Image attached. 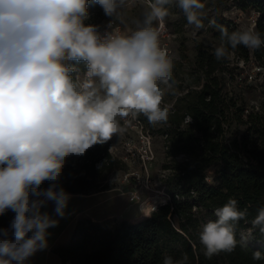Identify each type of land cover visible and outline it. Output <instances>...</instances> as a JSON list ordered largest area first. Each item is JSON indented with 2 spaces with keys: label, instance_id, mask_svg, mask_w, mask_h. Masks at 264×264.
I'll use <instances>...</instances> for the list:
<instances>
[{
  "label": "clouds",
  "instance_id": "1",
  "mask_svg": "<svg viewBox=\"0 0 264 264\" xmlns=\"http://www.w3.org/2000/svg\"><path fill=\"white\" fill-rule=\"evenodd\" d=\"M122 2L93 0L110 18L120 17ZM168 3L148 0L135 31L101 36L97 25L85 22L89 0H0V215L14 213L0 228V264H28L48 248L49 229L65 218L72 198L60 183L69 157H82L122 133L118 117L167 120L161 104L174 83L173 61L152 25L168 15ZM176 4L189 25L203 27L201 0ZM220 33L217 60L240 45L264 46V37L251 28L228 32L221 26ZM80 63L86 66L82 80L73 76ZM49 203L54 215L43 210ZM214 214L217 219L199 232L207 258L234 251L235 226L246 211L229 198ZM251 223L264 234V207ZM239 243L246 247L247 239ZM252 258L262 260L264 253L254 251ZM186 262V255H165L162 264Z\"/></svg>",
  "mask_w": 264,
  "mask_h": 264
},
{
  "label": "trees",
  "instance_id": "2",
  "mask_svg": "<svg viewBox=\"0 0 264 264\" xmlns=\"http://www.w3.org/2000/svg\"><path fill=\"white\" fill-rule=\"evenodd\" d=\"M237 5L255 11V31L264 37V0H237ZM88 13L86 23L109 18L93 0ZM207 21L216 43H197L193 67L180 85L183 91L166 106L168 118L158 128L170 157L163 164L170 169L163 180L167 199L131 221L78 218L68 240L52 248L62 264H162L165 255L175 259L186 255V264H264V259L252 258L254 251L264 253V234L251 223L264 207V100L256 108L248 107L235 92L232 79L238 65L230 58L233 52L244 63L252 60L264 66V46L240 45L217 60L213 53L221 42L220 27L228 32L243 29L221 14ZM242 87L247 92L254 88L252 84ZM138 117L143 129L152 133L154 124ZM109 145L107 141L82 157L67 159L60 181L67 192L88 194L113 187L103 181L125 164L111 154ZM229 198L246 211L235 226L237 246L231 253L207 258L199 232L209 220L217 219L215 209ZM13 216L11 211L0 215V228L8 227ZM241 237L247 239L246 247L239 243Z\"/></svg>",
  "mask_w": 264,
  "mask_h": 264
},
{
  "label": "rangeland",
  "instance_id": "3",
  "mask_svg": "<svg viewBox=\"0 0 264 264\" xmlns=\"http://www.w3.org/2000/svg\"><path fill=\"white\" fill-rule=\"evenodd\" d=\"M148 0H123L120 8L121 15L114 20L120 25L121 34H131L143 20V13L147 8ZM204 8L201 11L203 27L195 29L189 25L183 12L177 7L176 0H169L165 5L168 15L162 21H154L153 27L157 28L160 36V45L167 50L168 56L173 61V81L172 87L165 90L162 104L169 106L175 97L182 93L180 89L182 80L190 73L193 67L196 45L198 42L214 45L213 33L207 21L214 15H223L232 19L240 28L255 30L254 19L256 13L253 9H241L237 5V0H201ZM108 18L93 23L98 28L106 22ZM92 24V23H91ZM232 63L238 65L235 69L237 75L232 79L235 92H239L245 99L248 107L256 108L264 100V66L252 62L244 63L237 59L233 52H230ZM77 72L73 73L75 79L82 80L86 72L84 63L76 65ZM241 69V70H240ZM239 71V73H238ZM252 75V78L245 76ZM243 84H252L254 88L247 92L243 89ZM144 118L145 116L138 115ZM138 116H128L119 118L120 126L124 129L112 137L109 151L120 161L124 162L125 167L115 169L110 172L103 181L113 186V193L117 199L116 208L122 211L115 216L109 217L110 220H135L150 213L152 206L167 199V187L163 181L169 170L163 164L169 160L166 156L167 149L164 146V137L159 131L162 123L154 124L150 142H148L141 132ZM111 149V150H110ZM183 156L180 154L177 159ZM100 163H96V167ZM108 190V189H107ZM140 192L139 200H131L129 191Z\"/></svg>",
  "mask_w": 264,
  "mask_h": 264
},
{
  "label": "crops",
  "instance_id": "4",
  "mask_svg": "<svg viewBox=\"0 0 264 264\" xmlns=\"http://www.w3.org/2000/svg\"><path fill=\"white\" fill-rule=\"evenodd\" d=\"M70 194L72 198L66 209L65 218L60 219L57 227L49 229L51 235L48 237V248L37 252L29 259L28 264H62L58 254L52 248L56 243L68 240L78 218L89 217L94 220H103L122 211L121 209H119V212L117 211V199L109 189L88 194ZM53 209L54 205L49 203L43 210L54 215Z\"/></svg>",
  "mask_w": 264,
  "mask_h": 264
},
{
  "label": "built area",
  "instance_id": "5",
  "mask_svg": "<svg viewBox=\"0 0 264 264\" xmlns=\"http://www.w3.org/2000/svg\"><path fill=\"white\" fill-rule=\"evenodd\" d=\"M110 22H111V27L108 28V25H109ZM120 30H121L120 25L114 20V18H110V17L106 20L105 23H103V24L98 28L99 34H100L101 36H103L107 31H110V32H119V33H120ZM120 34H121V33H120ZM247 77L252 78V75L249 74ZM139 123H140V126H141L142 136H143L148 142H150L151 134H150L147 130L143 129V126H142V124H141L140 121H139ZM129 198H130L131 200H139V199H140V192H138V191H136V190H135V191H129ZM159 203H161V202H159ZM159 203H158V204H159ZM158 204H154V205L152 206V209H153V207L156 208V206H157Z\"/></svg>",
  "mask_w": 264,
  "mask_h": 264
}]
</instances>
